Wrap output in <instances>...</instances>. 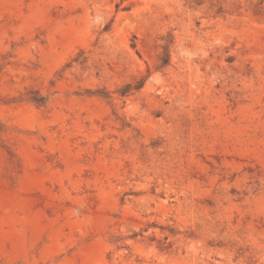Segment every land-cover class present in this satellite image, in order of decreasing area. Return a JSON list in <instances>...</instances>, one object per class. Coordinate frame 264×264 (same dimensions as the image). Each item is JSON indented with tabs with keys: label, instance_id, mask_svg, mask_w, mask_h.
Returning a JSON list of instances; mask_svg holds the SVG:
<instances>
[{
	"label": "rangeland",
	"instance_id": "374dc122",
	"mask_svg": "<svg viewBox=\"0 0 264 264\" xmlns=\"http://www.w3.org/2000/svg\"><path fill=\"white\" fill-rule=\"evenodd\" d=\"M0 264H264V0H0Z\"/></svg>",
	"mask_w": 264,
	"mask_h": 264
},
{
	"label": "trees",
	"instance_id": "16d2710c",
	"mask_svg": "<svg viewBox=\"0 0 264 264\" xmlns=\"http://www.w3.org/2000/svg\"><path fill=\"white\" fill-rule=\"evenodd\" d=\"M36 103H38V104H42L43 103V101L42 100H37L36 99V101H35Z\"/></svg>",
	"mask_w": 264,
	"mask_h": 264
}]
</instances>
